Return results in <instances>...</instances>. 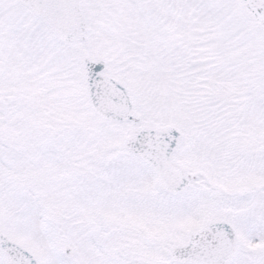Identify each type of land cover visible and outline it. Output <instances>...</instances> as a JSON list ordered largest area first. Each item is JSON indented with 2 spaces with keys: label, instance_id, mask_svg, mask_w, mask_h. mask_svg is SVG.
<instances>
[{
  "label": "rangeland",
  "instance_id": "374dc122",
  "mask_svg": "<svg viewBox=\"0 0 264 264\" xmlns=\"http://www.w3.org/2000/svg\"><path fill=\"white\" fill-rule=\"evenodd\" d=\"M89 7L97 15L92 56L109 72L122 58L105 44L108 34L109 42L142 41L156 53L152 78L117 79L144 122L184 130L180 161L221 188L264 186V38L237 0H94ZM78 53L55 43L14 0H0L1 233L37 264H170V247L221 217L216 195L197 189L169 204L159 196V211L147 210L149 192L142 204L138 184L148 187L151 173L122 151L124 127L89 109ZM101 164L96 178L92 168ZM242 201L253 206L230 207V224L243 253H264V199ZM145 215L160 233L176 230L152 244ZM261 256L236 264H264Z\"/></svg>",
  "mask_w": 264,
  "mask_h": 264
},
{
  "label": "water",
  "instance_id": "95a60500",
  "mask_svg": "<svg viewBox=\"0 0 264 264\" xmlns=\"http://www.w3.org/2000/svg\"><path fill=\"white\" fill-rule=\"evenodd\" d=\"M247 17L264 34V0H238ZM32 17L40 21L61 43L70 47L82 44L88 55L82 59L83 83L92 112L102 121L129 124L123 148L150 167L161 191L180 196L204 176L188 173L175 161L182 144L173 127L138 128L140 118L134 113L129 93L115 81L102 76L107 64L90 61L91 47L87 8L84 0H16ZM0 253L5 264H36L22 248L0 234ZM238 253V241L227 224L215 223L189 233L185 247H173L169 258L176 264H231ZM67 255L68 253L65 252Z\"/></svg>",
  "mask_w": 264,
  "mask_h": 264
},
{
  "label": "flooded vegetation",
  "instance_id": "af4514ba",
  "mask_svg": "<svg viewBox=\"0 0 264 264\" xmlns=\"http://www.w3.org/2000/svg\"><path fill=\"white\" fill-rule=\"evenodd\" d=\"M246 192V196H250L251 194L253 195V191H245ZM263 197H264V189H263ZM149 200V204H148V207L152 208L153 211L156 210V208L158 207V197H157V193H156V189L155 188H152L149 190V194L146 195ZM145 200V198H144ZM143 200V202H144ZM232 205V204H231ZM154 220H152V223L151 225H148V228L151 232V239L153 240L152 242H156L155 240L158 238V235H157V228L155 227L154 223H153ZM236 231V233H238L240 235V233L237 231L236 228H234ZM253 233V231L251 232ZM237 234V235H238ZM238 235V237H239ZM240 239V238H239ZM245 241V240H244ZM242 247H243V244H242ZM264 253H261V252H248V253H241V258L238 259L236 261L239 262V261H244V262H248V263H253V262H260L261 260L259 259H262ZM240 255V254H239ZM235 263V264H236ZM259 264V263H258Z\"/></svg>",
  "mask_w": 264,
  "mask_h": 264
},
{
  "label": "trees",
  "instance_id": "16d2710c",
  "mask_svg": "<svg viewBox=\"0 0 264 264\" xmlns=\"http://www.w3.org/2000/svg\"><path fill=\"white\" fill-rule=\"evenodd\" d=\"M122 51L127 53V55L125 56V58H126V66L127 67H131V68H132V66L138 67V65L140 64L141 59L145 58V55L141 56V54H143L142 49H139L138 51H130L128 49V47L125 48L123 46ZM144 61H145V59H144Z\"/></svg>",
  "mask_w": 264,
  "mask_h": 264
}]
</instances>
